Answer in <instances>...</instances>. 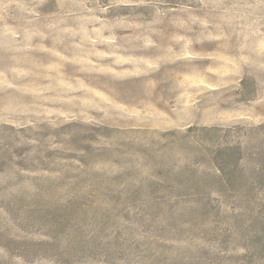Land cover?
<instances>
[{"label":"rangeland","instance_id":"rangeland-1","mask_svg":"<svg viewBox=\"0 0 264 264\" xmlns=\"http://www.w3.org/2000/svg\"><path fill=\"white\" fill-rule=\"evenodd\" d=\"M0 264H264V0H0Z\"/></svg>","mask_w":264,"mask_h":264},{"label":"trees","instance_id":"trees-1","mask_svg":"<svg viewBox=\"0 0 264 264\" xmlns=\"http://www.w3.org/2000/svg\"><path fill=\"white\" fill-rule=\"evenodd\" d=\"M239 152H241V147L238 148V153H239ZM229 155H230V153H227V157H230V158H231V156H229ZM233 159H234V160H233L234 165H235V166H238V165L240 164V162H241V160H240L241 157H236V156H235V157H233Z\"/></svg>","mask_w":264,"mask_h":264}]
</instances>
